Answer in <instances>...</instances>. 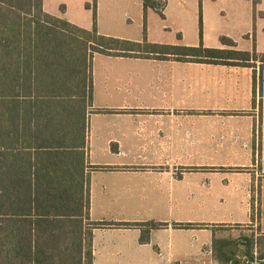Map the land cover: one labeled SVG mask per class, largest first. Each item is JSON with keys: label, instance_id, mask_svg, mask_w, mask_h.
I'll return each mask as SVG.
<instances>
[{"label": "crops", "instance_id": "obj_1", "mask_svg": "<svg viewBox=\"0 0 264 264\" xmlns=\"http://www.w3.org/2000/svg\"><path fill=\"white\" fill-rule=\"evenodd\" d=\"M166 1L161 17L152 8L145 11L144 0H96L97 32L142 43L146 31L151 44L198 47L202 20L206 48L226 49L224 38L241 51H264V0ZM93 2L43 0V11L92 31ZM208 3L214 5L212 9ZM106 57L116 62V68L111 71L112 77L106 74L98 102L94 82L97 57L93 58V99L87 117L90 220L113 224L158 222L169 227L152 231L148 243L141 242L139 229L94 230L93 264H220L214 256V241L218 229L229 226L250 228L264 246V114L259 108H251L253 71L174 58ZM126 64L151 69L167 66L168 77L161 71L163 77L146 83L149 88L144 90L125 81ZM243 100L245 106L239 108ZM92 128L93 133L94 128L99 130L98 138L95 133L92 136ZM92 141L99 144V154L90 151ZM229 163L246 165L243 168L248 178L241 199L237 188L231 190L229 198L220 199L224 215L214 211L219 215L211 218V207L203 203L206 213L202 220L169 222L168 217L160 216L169 205L184 209L181 201L169 200L174 195L173 186L191 175L205 176L206 172L237 175L240 168L227 166ZM177 172L181 173L179 179ZM131 178L153 180L161 188H143L134 195L125 189L117 191L121 179ZM108 181L113 188L110 196L104 185ZM131 195L134 199L128 198ZM139 208L157 213L151 218L155 220L109 215L119 209ZM174 224L195 227L176 229Z\"/></svg>", "mask_w": 264, "mask_h": 264}, {"label": "trees", "instance_id": "obj_2", "mask_svg": "<svg viewBox=\"0 0 264 264\" xmlns=\"http://www.w3.org/2000/svg\"><path fill=\"white\" fill-rule=\"evenodd\" d=\"M144 3L145 11L156 10ZM93 8L95 27L86 31L45 13L43 0H0V264H93L94 230L139 229L148 243L152 231L169 227L90 220L93 54L251 69L253 104L262 111L264 54L238 50L224 38L229 49L206 48L202 20L198 47L151 44L146 31L142 43L100 36L96 0ZM256 245L248 253L252 260ZM229 246L214 241L220 264L236 260Z\"/></svg>", "mask_w": 264, "mask_h": 264}, {"label": "rangeland", "instance_id": "obj_3", "mask_svg": "<svg viewBox=\"0 0 264 264\" xmlns=\"http://www.w3.org/2000/svg\"><path fill=\"white\" fill-rule=\"evenodd\" d=\"M149 4L150 6L156 8V11L160 14L165 11L167 1L149 0ZM208 5L211 9L214 6L212 5V3H208ZM226 23H227L226 26H228L229 21H226ZM123 28H126V26H123ZM132 29H134V27H132ZM226 49L229 48L226 47ZM261 53H264V51H261ZM93 55L92 56L94 59L97 57L94 62V73H95L94 82L96 84L97 100L98 102H100L102 84L105 81V77H107L106 74L110 75V77L113 76L111 71L112 70L114 71V69L116 68L115 66L116 62L106 57L108 55H104V56H100L102 54H93ZM125 68L127 70L126 72H128L125 75V81L133 85H137V84L141 85L144 90L149 88L148 84L146 83H149V81L151 82L159 81L160 78L163 77L162 75H159L161 71L165 73L164 77H168V73H169V67L167 66L151 69L148 67H142L141 65L135 66L131 64H126ZM239 102H240L239 108H243L245 106L244 100ZM251 108L253 110L255 109L253 103ZM262 110L264 114V91H263ZM98 132L97 129L94 128L95 137L97 136ZM94 133L92 128L93 137H94ZM98 145L99 144H97V142L94 143L92 141L90 146V151L92 152V154L100 153L101 148ZM104 158H109V156H106ZM103 159H100L99 161H102ZM227 166L230 167L237 166L238 168H240L237 170L238 172L237 175L224 174V172H222V174L217 175L206 172L205 176L202 174L191 175L189 176L188 179H186L182 183L173 186L174 195L172 197L169 196V200L172 198L176 201H181L183 203L184 209L179 210V208H177V205H169V209L165 210V212H163L162 215L160 214V216L162 218L168 217L169 222H177L178 220H182L179 222H188L189 220H195V221L202 220L203 218H205L204 214L206 213L203 210V206H202L203 203H206V205L211 207L213 212L211 214L212 216L211 218H215L216 215L217 216L219 215V212L215 213L214 211H221L220 215H224L226 210L223 209L221 206H219L218 203L220 202V199L229 198L231 195V190L233 191L235 188L238 189V200L241 199L245 193L244 186L248 178V173L243 168V166L246 165H244L243 163L242 164L229 163L227 164ZM256 169L260 171V165L258 163L256 164ZM176 178L177 179L181 178L180 172L176 173ZM123 183H124V187H123ZM228 183H230V185H228ZM111 184L112 183H110L109 181L107 183H104V185L107 187V192H108L107 194L109 196L112 194L109 192V190H113ZM118 184L119 186L117 188V191L121 192L123 189H125L127 193H131V194L133 193V195L137 191L143 188L150 189V187H152L151 190H153L154 188H161V186H158V184L154 183L153 180L141 181L136 178H131L129 180L121 179V181H119ZM132 189H134L135 191L133 192ZM170 189L171 187L169 186V190ZM133 195L129 196L128 198L134 199ZM228 214L229 213H227L228 216L227 218L230 219ZM109 215L113 216V218L123 217L129 220L146 222V221H154L155 219H151V218H155L157 213H154L152 211H147L143 208H139L135 210L119 209L111 212ZM207 216L209 217V215ZM217 241L219 243L227 242L228 244H230L229 249L237 253L236 260H234L230 264H236V261L240 262L241 264H264V246L262 245L260 239L256 237L255 233H253L250 228L229 226L218 229ZM253 241H256L257 243V245L253 249L254 260H252L251 256H248L249 251H251V246L253 244Z\"/></svg>", "mask_w": 264, "mask_h": 264}]
</instances>
